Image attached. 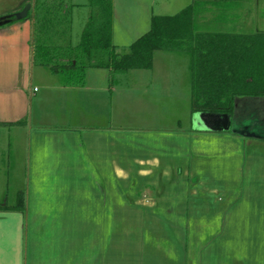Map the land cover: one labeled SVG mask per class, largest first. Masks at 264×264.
<instances>
[{
    "label": "crops",
    "instance_id": "obj_1",
    "mask_svg": "<svg viewBox=\"0 0 264 264\" xmlns=\"http://www.w3.org/2000/svg\"><path fill=\"white\" fill-rule=\"evenodd\" d=\"M26 3L0 0V17ZM231 4L206 29L264 33V0ZM160 54L132 76L145 87L150 72L151 93L169 95ZM90 69L64 86L33 60L29 21L0 26V249L19 223L21 264H264V99L227 115L257 137L210 130L215 114H194L195 129L132 130L112 126L108 71Z\"/></svg>",
    "mask_w": 264,
    "mask_h": 264
},
{
    "label": "trees",
    "instance_id": "obj_2",
    "mask_svg": "<svg viewBox=\"0 0 264 264\" xmlns=\"http://www.w3.org/2000/svg\"><path fill=\"white\" fill-rule=\"evenodd\" d=\"M232 1L192 0L174 15L151 16L148 31L122 55L112 44L113 0H88L90 12L74 47L68 42L73 6L66 0H31L25 19L10 13L0 17V26L29 21L33 60L58 75L64 86H83L86 70L95 67L108 71L111 88L116 77L151 69L155 51L183 53L190 62L191 115L231 116L238 99H264V33L206 29L227 20L224 13ZM64 39L67 45L55 44Z\"/></svg>",
    "mask_w": 264,
    "mask_h": 264
},
{
    "label": "rangeland",
    "instance_id": "obj_3",
    "mask_svg": "<svg viewBox=\"0 0 264 264\" xmlns=\"http://www.w3.org/2000/svg\"><path fill=\"white\" fill-rule=\"evenodd\" d=\"M27 0L26 4H30ZM42 2L44 0H37ZM67 5H72L70 18L69 45L77 46L80 42L87 17L89 15L88 0H66ZM155 1V2H154ZM114 0V27L112 34V44L115 52L125 54L128 52V45L138 36L146 32L149 28L148 16H170L179 12L188 5L185 0ZM25 4V5H26ZM25 5H22V9ZM10 14V13H9ZM17 14V13H15ZM8 15V13H7ZM209 16V15H207ZM146 21V29L142 31L141 25ZM145 25V24H144ZM68 42L64 40L55 41L56 45L64 46ZM66 44V45H67ZM161 57V58H160ZM156 65L159 66L157 73L163 74L159 78L167 77L170 81L168 88L169 95L151 93L154 89H159V83L150 82L151 74L143 71V84L139 87L136 79L133 78L136 70L129 71L126 75L116 77V83L112 86L115 90L111 94L110 112L112 113V126L119 124L125 128L135 129H154V130H186L195 129L202 126L201 123L194 121L195 115H191L189 110V58L183 53L161 52L156 57ZM89 81H91L95 71L88 68ZM165 74V76H164ZM109 88V85H106ZM110 96V95H109ZM120 114L119 117H113ZM238 125L245 119H238ZM239 129H241L239 127ZM257 130V129H256ZM241 173V172H240ZM239 174V173H238ZM0 186H2L0 184ZM2 198L0 203H2ZM3 204V203H2ZM1 216L10 218L9 213H1ZM16 215H13V217ZM19 215H17L18 218ZM18 223L17 221H14ZM2 230L4 229V224ZM6 232L7 238L2 239L1 243L12 245L14 236L22 234L19 230V223L12 225V229ZM7 229V228H6ZM5 233V232H4Z\"/></svg>",
    "mask_w": 264,
    "mask_h": 264
},
{
    "label": "water",
    "instance_id": "obj_4",
    "mask_svg": "<svg viewBox=\"0 0 264 264\" xmlns=\"http://www.w3.org/2000/svg\"><path fill=\"white\" fill-rule=\"evenodd\" d=\"M31 6L30 4H26L23 9L17 13L16 19L23 20L26 18L28 11L30 10ZM206 115H214V114H206ZM215 117L219 119V123H211L207 128L210 130H216V131H230L231 133L245 136L248 138L251 137H257L258 134L256 133V129L254 128L253 131L249 130V125H246L245 127H242V129H239V127L231 126V123L229 121V116L227 115H219L215 114ZM219 124V125H218ZM21 234H16L14 236V240L12 245H8V247H3L0 249V264H21Z\"/></svg>",
    "mask_w": 264,
    "mask_h": 264
},
{
    "label": "flooded vegetation",
    "instance_id": "obj_5",
    "mask_svg": "<svg viewBox=\"0 0 264 264\" xmlns=\"http://www.w3.org/2000/svg\"><path fill=\"white\" fill-rule=\"evenodd\" d=\"M246 125H249V128H251V129H257L255 126H253L252 125V122H250V121H242L241 123H240V126H242V127H245Z\"/></svg>",
    "mask_w": 264,
    "mask_h": 264
}]
</instances>
